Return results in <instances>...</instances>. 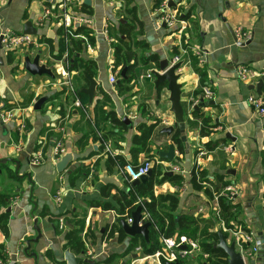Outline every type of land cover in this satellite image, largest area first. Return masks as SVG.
<instances>
[{
  "label": "crops",
  "instance_id": "1",
  "mask_svg": "<svg viewBox=\"0 0 264 264\" xmlns=\"http://www.w3.org/2000/svg\"><path fill=\"white\" fill-rule=\"evenodd\" d=\"M91 1L92 5L88 6L90 9L86 12L81 11L83 3L75 1L72 5L74 10L72 26L75 29L85 26L93 35L91 43L93 50L89 51L84 45L77 57L84 61H94L97 65V76L93 78L98 84L95 99L91 104L82 103L93 119L95 118L94 108L99 105L108 111H115L121 120L124 117L130 119L127 116L129 114L137 115L138 118L132 121L133 128H129L125 134L123 149L116 153H121L127 160H131L132 138L137 133V125L139 123L151 125L154 121L161 120L162 128L156 130L151 142L158 146L163 144L167 151L169 146H174L176 158L172 164L178 166L180 171L167 172L165 166L169 162L164 160H159L161 164L158 165L167 175L172 173L171 176L177 175L182 180L179 186H176L174 182L155 186V195L177 194L179 202L176 215H192L203 221V226L211 223L210 231L222 232L230 244L232 235L226 231L221 216L219 218L216 215V207L219 204L215 196L219 192L215 193L213 185L220 182L218 176H221L223 180L219 183L220 185L231 183L240 188L241 195L234 204L241 205L242 219L246 226L255 235L262 233L264 237V116L261 117L255 113L248 103L250 96H260L249 87L256 86L262 79L245 83L238 78L236 71L238 67L246 66L258 73H264V0H173L177 7L190 13L189 21L184 20L189 27L184 32V36L190 48H187L186 53H179L181 60L184 63L189 61V64L177 73L181 75L178 83L183 85L182 102L186 110V131L181 135L185 149L183 156L172 144L171 136L159 134L162 129L175 124L167 87L158 93L154 77L150 79L146 77L148 74L152 75L153 70H158L159 64L158 66L154 63L148 66L143 65V60L152 55H157L159 62L164 59H167L169 63L172 61L173 49H178L179 38L176 30L171 31L165 27L159 29L157 9L160 4L157 5V0ZM60 6V0H50V2L0 0V37H4V34L9 31L23 33L24 24L29 21L38 31L37 45L16 52L17 61L21 57L24 61L26 53L32 59L40 55V61L48 68H52L54 75V78L33 77L24 71L16 78L13 76L15 64L10 65L7 62L8 53L3 49V42L1 43L0 67L5 71L0 69V160L9 159L13 162H8L4 166L0 165V169L4 171L5 166H13L16 171V163L20 164L18 173H14L15 177L7 178L3 172L0 173V195L6 196V199L8 197L10 202L7 208L0 207V215L2 213L9 215L8 233L3 234L0 231V247L6 254L5 257L1 255L5 260L3 264H32L34 258L32 254L36 253V248L33 249L35 245H31L29 255L24 253V250L27 247V241L35 239L38 235L34 229L35 218L38 219V227L42 232V237L36 245L43 242V253L46 259L41 264H52L51 257L58 263H66L65 252L69 249H65V234L68 229H73V226L64 222L65 227L61 230L59 221L63 218H56V223H53L55 218L51 222L49 216H42L43 212H47L52 217L65 214L66 219L71 220L72 213H77L79 218L80 214H83L82 210L89 209L86 230L92 229L95 237L87 238L86 256L76 255L70 251L84 261L91 260L97 264L112 254L124 253L130 243L129 238L120 242L117 235L109 240L104 236L106 226L111 227L116 222L118 215L115 211L88 207V202L112 201V198L104 199L101 196L105 186L102 183L104 175L115 177L120 182L122 187H115L116 189L123 191L127 189L117 167L113 172H107L108 157L101 151L98 152L99 146L91 137L88 138L83 150L78 148V141L90 133L91 126L86 120L84 110L75 107L74 98L64 84L57 63L58 58L55 57L59 52L58 30L61 26L58 23L59 19L55 17L60 14ZM126 6L135 8V17L143 28V34H140L138 26L135 25L136 29L132 36L134 50L139 56V66L136 70V78L131 84L132 86L135 84V87L132 95L127 99L125 98L127 96L122 97L117 93L116 85L121 80V73L119 69L113 68L114 49L117 42L112 39L115 36L111 35V33L113 35L118 33L119 23H126L123 20L124 17H127V22L131 21L134 26L131 16L124 13ZM44 9H50L53 16L43 28L39 29L37 24ZM183 15L185 16V13ZM184 16L180 19L182 20ZM74 19L88 22H74ZM190 24H194L193 30ZM228 26L233 33L239 27L249 32L251 43L244 47L239 46L234 41ZM77 36L76 39L84 41L83 35ZM46 38L53 41V49ZM139 41L146 43L147 48L138 49L135 45ZM195 49H202L206 53L205 63L200 65L198 61L199 68H203L206 72V78L203 81L191 60ZM19 69H24L23 62ZM82 75L81 71L71 72L70 76L74 87L81 90L90 85V82L86 84ZM111 77H115V83H111ZM204 88H209L214 93L213 101L215 102L214 107L198 111L201 115L210 118L208 130L211 131V136L208 138L200 136L202 120L194 118L195 110L191 109L194 93L199 90L202 92ZM29 95L36 97L32 102V108L43 97L47 98V102L40 111L33 109L25 116L28 117V130L24 132L21 115L13 116L10 121L4 123L1 119L4 102L13 107L18 104V113L20 111L23 114L28 108L22 104ZM105 95L110 99L109 105L103 100ZM262 96H264V89ZM139 107L141 110L138 112ZM143 108L146 109L144 113ZM13 110L17 112L16 108ZM62 125L65 129L64 134H60L57 130ZM227 134L235 140L227 139L225 137ZM58 138H63L67 149L66 154L73 156L68 167L61 173L57 169V163L50 157L51 148ZM38 146L47 152L48 158L42 165L34 167L29 164V159ZM198 150L201 153L196 155ZM95 152L98 154L94 155ZM138 159L141 164L146 158L140 155ZM195 165L204 172V181L207 183L202 186L214 192L212 200L203 191L195 190L190 183L191 170ZM80 166H90L91 175L88 178L77 179L72 186L70 177ZM58 193L61 195L60 202L56 200ZM115 193L116 190H113L112 195ZM9 208L10 212L7 211ZM200 252L201 250L197 256ZM128 256L133 263L137 261L140 264L146 262L158 264L154 258L146 257L141 248H136ZM121 264L125 263L122 261Z\"/></svg>",
  "mask_w": 264,
  "mask_h": 264
},
{
  "label": "trees",
  "instance_id": "2",
  "mask_svg": "<svg viewBox=\"0 0 264 264\" xmlns=\"http://www.w3.org/2000/svg\"><path fill=\"white\" fill-rule=\"evenodd\" d=\"M162 1L163 0H157V5H159ZM89 9L90 8L87 5L84 4L81 5V11L86 12ZM174 10L180 14L179 16L180 18L181 16H184L183 13H185L183 20L189 21L190 13L188 11H184L183 9L177 6L174 8ZM124 13L126 15L131 16L134 26L131 24V21L127 22L128 20L127 17H124L123 20H125L126 23L124 24L119 23L118 33H116L115 35L111 33L112 36H115L114 38L112 37L111 38L117 42L114 49L113 68L114 70L119 69L120 73L123 69H127L126 75L128 77L127 79L119 80V82L116 85L117 93L119 96L122 97L127 96L125 97L127 99L129 96L132 95L133 89L130 88V86H132L131 85L132 81L136 78V70L139 66V62H138L139 56H138V52L134 50L132 36L134 35L133 33L135 32L136 29L135 25L138 26L140 34H143V28H142V24L135 17L134 7L129 8L128 6H126ZM190 27L192 30L193 28H195L194 24H190ZM91 33H92L91 30L85 26H80L73 30L74 36L83 35L88 39L90 43L93 42V35ZM65 34L66 31L64 27L60 26L58 30L59 52L55 57L60 59L66 52H68L71 61V66H70L71 72L78 73L82 71L83 72L82 76L85 79L86 84L88 85L89 79H93L97 76V65L94 61H84L79 57H77V54L80 53L81 48L85 45V41L76 39L74 36H70V37L68 36V41H66ZM46 41L50 44L51 49H53V41L47 38ZM183 42L186 44L188 43L186 42V36H183ZM135 46H137L138 49L140 48L145 49L147 48L148 45L144 42L139 41L136 42ZM173 52H174V56H179L180 52L178 51L177 48H174ZM11 54L13 53L7 54V62L10 65L15 64V68H16L18 66L19 61H17L18 59L16 57H13ZM191 60L193 62L194 69L200 75L203 81L206 78V72L203 70V68H199L198 59L195 57V55H192ZM150 63H154L156 64V66H158L159 57L157 55H152L148 57L146 60H143L144 66H148V64ZM166 87H167L166 84H162L158 89V93H160ZM81 91H82L81 89H77L75 87L76 97L79 98L85 105H87L89 102V98ZM202 93L203 92H201V90L196 91L193 96V102L197 100L200 101ZM103 100L105 102H110V99L107 95L104 96ZM94 111H95V118H94L95 125L98 131L100 132V134H98L97 131L91 127L90 133L84 135L78 141V148L80 150H83L87 144L88 138L91 137L93 142L99 146L98 152L101 151L103 153L104 151L103 141L106 142L110 141L113 150L115 152L121 151L123 149L125 134L128 132L129 127L125 123H123V121L118 117L115 111H108L100 105L96 106L94 108ZM142 111L144 113L146 109L143 108ZM193 116L194 118L202 120V125L200 127V136L202 138L210 137L211 131L208 130V128H210L209 124L211 123L210 118L201 115L198 111H194ZM161 124H162L161 120L154 121V123H152L151 125H147L146 123H139L136 127L137 133L132 138V148L130 150L131 160H127L124 156L121 155V153H117L116 159H113L112 157H108L106 160L107 172L108 173L113 172L114 168L118 167V165L124 167L127 164H132L135 168H138L140 165L138 157L140 155H150V153L152 152V145H151L152 137L158 128H162ZM171 142L176 146V149L179 152V154L183 156L185 153V149L183 146V139L179 131H176L171 135ZM39 146L36 151L40 149ZM98 152L97 153L95 152L93 154L96 155L98 154ZM199 153H201L200 150L196 152V155H198ZM145 158L158 159L162 161V159H160L157 154L155 155L152 154L150 157L147 156ZM4 171H6V169H4ZM9 174L11 177H15V174H12L11 171L9 172ZM90 175H91L90 166H80L71 175L70 184L74 186V183L77 179L81 177L88 178ZM191 176L192 178L190 180V183L192 187L197 191H203L204 194L209 199L212 200L214 192H212L207 187L202 186V184L207 183L206 181H204V177H205L204 172L195 165L191 170ZM218 178L220 179V182H218V184L216 185H213L215 193H218L226 185L231 184V183H225L220 185L219 183H221L223 177L218 176ZM181 180L182 178L177 175L168 176L166 173H164L161 170L159 165L155 164L154 167L152 168V175L149 181L147 183L139 185L137 188H133L125 181H123V183L127 191L116 189L114 186L111 185H105L101 191V196L104 199L112 198V201L88 202V207L101 208L103 211H115L118 217L116 219L115 224L111 227L112 229L111 236H108V240L114 237L115 235H117L118 240L120 242H123L129 238L130 243L124 253L120 255L112 254L111 256L106 258V260L102 262H97V264H114L117 259L120 260L119 264H121L122 260L129 254L133 253L136 248H141L142 253L146 257H153L161 249L158 242L159 241L158 233L156 232L154 226L151 227L149 242H146L142 237L130 238L125 234L123 230L121 221L127 222L129 219H132V214L138 208V204H137L138 198L143 201L145 207L147 208L149 214L152 217L153 222L158 226V228L165 237L167 238L187 237L192 241L199 243L201 250L200 254L197 256L199 257V261H200L199 264H228V257L226 253L223 250L218 249L216 247V244L219 243L220 237L218 232L210 231V228L212 227L211 223H206V225L204 226L207 229H204L203 221L199 220L198 218H195L192 215H176V210L178 208V202H179L177 194H164L159 196L155 195L154 192L155 186L162 185L165 182H170V183L174 182L176 186H179ZM113 190H116V193L114 195H112ZM263 199H264V193H263ZM8 203H10L9 198L7 197L6 199V196L0 195V207L7 208L6 206L8 205ZM219 205L221 208L220 216L222 221L225 223L226 229L229 230L243 229L244 231H247L249 233L252 232L246 226L245 221H243L242 219L243 211L239 203L231 204L225 198L221 197L219 198ZM8 216H9L8 213H2L0 215V231L3 234L8 233ZM42 216L44 217L49 216V220L51 222L55 218V221H53V223H56L57 219L63 218L65 224H69L73 226V229H68L67 233L65 234V242H66L65 249H69L71 252L75 253L76 255L86 256L87 253L86 242L88 238L87 234L91 230L90 229L86 230V225L84 221L72 222L71 220L66 219L65 214L52 217L47 212H43ZM77 217H78L77 213H72V218L74 220H76ZM55 226L56 229H58V226L56 224ZM105 234H106V230H105ZM1 255L3 257L6 256L4 249L0 247V256ZM205 255L207 257H205ZM50 261L52 262V264H66L65 262L58 263V261H56L53 257H51ZM160 262L161 264H165L163 259H161ZM190 262L184 261L183 264H192ZM81 264H88V263L83 262Z\"/></svg>",
  "mask_w": 264,
  "mask_h": 264
},
{
  "label": "built area",
  "instance_id": "3",
  "mask_svg": "<svg viewBox=\"0 0 264 264\" xmlns=\"http://www.w3.org/2000/svg\"><path fill=\"white\" fill-rule=\"evenodd\" d=\"M109 1V0H108ZM173 0H163L158 11V27L159 29L165 28L176 31V34L178 35V49L181 53H186L187 48L189 45H185L183 42V36L184 32L187 29V23L184 20H181L179 17V14H177L172 8L169 7V2ZM61 6H60V14H58L55 18L57 20L59 19L58 23L59 25L63 26L66 34L65 39L68 41V36H74L73 30L75 29L71 22L74 18L73 15V8L72 5L75 3V0H60ZM53 14L50 9H44L39 20L37 27L43 28L45 24L49 21L50 18H52ZM82 22L86 23L88 21L84 20H78L74 19V22ZM237 41L246 43L251 40V35L249 32L245 31L243 28L239 27L235 29L234 32ZM77 38L78 36H74ZM83 39L85 41L86 49L89 51L93 50L92 44L88 41V39L83 36ZM3 49L6 53H16L21 49L24 48H30L35 45H37V38L30 35H25L23 33H15V32H6L3 37ZM187 47V48H185ZM190 48V47H189ZM194 55L198 59L199 64L202 65L205 63L206 60V53L203 52L202 49L194 50ZM187 62V61H186ZM184 63L181 60L180 56H174L172 61L169 63V66H175L177 64L180 65V68L177 70V73L181 72V70L189 64V61ZM41 64L42 61H40ZM57 63L59 65V69L61 72V75L63 77L64 84L68 87V90L74 97V105L76 108L84 110L86 118L88 122L91 124V127L97 131L98 134L100 132L98 131L95 121L93 117H91L85 106L83 105L82 101L76 97L75 87L71 81V61L68 55V52H66L60 59L57 60ZM237 76L238 78L245 82V83H253L254 81L257 82L262 79L264 76V73H258L256 71H253L252 69L242 66L237 68ZM147 78H151L152 75L148 74L146 76ZM111 83H115L116 79L115 77H111L110 79ZM201 100H204V102H209L214 100V93L209 88H204L202 91ZM200 101L197 100L191 105V109L194 108L196 105H198ZM249 105L253 108L255 113H257L259 116H264V96H250L248 99ZM131 121L137 120V115L129 114L127 115ZM1 119L4 123H7L12 119L10 114H1ZM58 132L60 134H64V126L58 127ZM64 138V136H63ZM63 138H58L55 140L52 148H51V159L58 163L61 158L66 155L67 149L64 145ZM104 145V151L103 155L107 157H112L113 159H116L117 153L113 150L112 144L110 141L106 142L103 141ZM48 158L47 152L40 148L38 151L34 152L33 155H31L29 159V164L37 167L42 165L45 160ZM155 164H161V162L158 159H145L138 168H135L132 164H127L124 167H121L118 165V171L120 175L123 178V181L127 182L130 186L138 180H140L142 177L146 176L154 167ZM166 171L167 172H179L180 169L178 166L173 165L172 163L166 164ZM241 195V190L237 185L229 184L223 187L219 193L215 196L216 202L219 204V198H225L229 203L234 204L238 201L239 197ZM56 200L58 202L61 201V195L58 193L56 195ZM138 206L142 207V220L141 224L144 223H151L152 226H154L156 232L158 233L159 238V246L160 250L152 257L155 259V261L158 262V264H161V259L164 260L165 264L172 263V264H183L184 261H192L196 258L197 253L200 251V246L197 242L192 241L191 239L187 237H181V238H167L163 235V233L160 231L158 226L153 222L151 215L149 214L147 208L145 207V204L141 199L138 198L137 202ZM220 212L221 208L220 205L216 207V215L220 218ZM60 229L63 230L65 227L64 220L60 219ZM133 222L132 219H129L127 223L131 225ZM227 232L229 231L232 235V241L235 242L236 251L241 254L242 259L244 261V264H249L251 261L256 260L258 257V248L260 247V242L256 240V235L251 232L244 231L243 229H227ZM185 248V249H184ZM205 257H207L205 255Z\"/></svg>",
  "mask_w": 264,
  "mask_h": 264
},
{
  "label": "water",
  "instance_id": "4",
  "mask_svg": "<svg viewBox=\"0 0 264 264\" xmlns=\"http://www.w3.org/2000/svg\"><path fill=\"white\" fill-rule=\"evenodd\" d=\"M46 2H50V0H44ZM79 3H83L84 5L91 6L92 1L91 0H75ZM52 3H55V1H52ZM176 5L173 1L169 2V7L174 8ZM183 19V17H182ZM165 27V26H164ZM229 31L232 33V37L234 41L241 47H244L246 45H249L251 41H248L246 43H241L237 41V38L235 34L233 33V30L231 27L228 26ZM23 34L25 35H30L36 37L38 35L37 29L34 27L32 22H26L23 27ZM3 37H0V48L1 43H2ZM40 55H37L34 59H32L28 53H26L24 57V69L25 71L35 77V76H49L54 78L52 68H48L47 65L41 64L40 63ZM2 62V61H1ZM180 68V65L177 64L175 66L170 67L169 66V61L167 59L161 60L159 62V69L158 70H153L152 71V76L154 77L155 81V88L156 90L159 89V87L162 84L167 85V89L169 91V101L171 103V111L174 115L175 119V124L173 126L167 127L162 129L159 134L160 135H167L171 136L173 133L176 131H179L181 135L185 134L186 131V117H185V107L184 103L182 102V88L183 85L178 83V81L181 78L180 74H177V70ZM127 69H123L121 71V79H127L126 75ZM90 85L86 89H82V93L87 95L89 98V103L91 104L96 96V89H97V82L94 79H89ZM250 90H254L257 92L258 95L262 96L263 95V89H264V76L262 77V81L258 83L256 86L252 85L249 87ZM47 102V98L43 97L39 99L33 109L34 111H40L43 107V105ZM0 106H1V98H0ZM215 102L214 101H209V102H204V100H200L199 104L194 107L195 111H200L203 108H208V107H214ZM123 123H125L130 129L133 128V122L128 119L127 117L123 118ZM227 139L234 141L235 139L230 135L227 134L225 136ZM158 156L169 163H172L175 158H176V152L174 146H169L168 151H159ZM73 156L72 154H66L64 155L61 160L57 163V169L58 171L64 172L65 169L68 167L69 163L72 161ZM8 162H13L9 159H1L0 160V165L4 166ZM17 170L16 174L18 173L20 169V164L17 162ZM2 169H0V173H2ZM230 173V172H228ZM233 173V172H232ZM231 174V173H230ZM152 175V170L144 177H142L140 180L134 182L132 184L133 188H137L139 185L147 183ZM172 173H169L168 176H171ZM29 178V175L27 176ZM102 183L104 185H111L116 188H121L120 182L115 178V177H109L108 175H104L102 179ZM248 207V204L246 205V208ZM10 208L7 210L10 212ZM248 212V210H247ZM132 224L129 225L126 221H121V225L123 227V230L125 234L130 237V238H135V237H142L146 242L150 241V233H151V223H144L141 224L142 220V207L139 206L136 211L132 214ZM34 229L37 232V237L35 239L28 240L26 245V249L24 250V253L27 255L28 252L31 249L32 244H37L39 240L42 237L41 231L38 227V219L35 218L34 220ZM220 240L219 243L216 244V247L218 249L223 250L227 257H228V264H244V261L242 259V256L240 253L236 251L235 247V242L228 243L227 237L222 233L218 232ZM1 238V237H0ZM256 240L260 242V247L258 248V257L256 260L251 261L249 264H264V237L262 233H258L256 235ZM185 249V248H184ZM32 256L36 258V255L33 253ZM136 258V255L134 259ZM65 261L67 264H81L83 262H87L88 264H96V262L91 261V260H86L84 261L83 258L75 256L73 253L70 252V250H67L65 252ZM16 260V259H15ZM144 264H149V262H146ZM172 264V263H168Z\"/></svg>",
  "mask_w": 264,
  "mask_h": 264
},
{
  "label": "rangeland",
  "instance_id": "5",
  "mask_svg": "<svg viewBox=\"0 0 264 264\" xmlns=\"http://www.w3.org/2000/svg\"><path fill=\"white\" fill-rule=\"evenodd\" d=\"M171 8V7H170ZM173 9V8H172ZM177 12V11H176ZM178 13V12H177ZM183 20V19H182ZM187 29H188V27H187ZM187 29H186V31H187ZM177 31V30H176ZM181 53V52H180ZM13 57H16V55H15V53H13V54H11ZM15 62H16V60H15ZM23 62V58L21 57V58H19V62H18V67H16L15 69H14V74H13V76H16V78H18L19 76H21V74L25 71L24 69L23 70H20L19 68H20V65H21V63ZM0 69L2 70V71H5V69H3V68H1L0 67ZM135 87V84L133 85V86H130V88H134ZM33 94H35L34 92H32ZM36 97H34L33 95H29L28 96V98L26 97V100H25V102H24V104H22L23 106H26L27 108H28V110H26L23 114H21V112L19 111V113H18V104H16L17 106H12L11 104H8L6 101V103L4 102V107H3V109H2V112L4 113V114H10L11 115V117L13 118V116L14 117H20V115H21V117H22V122H23V128H24V132H26L27 130H28V117H25L27 114H30L31 112H32V110H33V108H32V102H33V100L35 99ZM130 99H132V98H130ZM129 99V100H130ZM108 105H109V103L108 102H106ZM14 108H16L17 109V112H14ZM129 110V109H128ZM139 110H141V107H139L138 108V112H139ZM151 145H152V152L150 153V155H143V156H145V157H150L152 154H157L160 150H164V151H167V150H165L164 148H165V146H163V144H162V146H158V145H156L155 143H153V142H151ZM6 168V171H4L3 173H4V175L7 177V178H12L11 176H10V174H9V172L11 171L12 172V174H14L16 171H15V168L12 166V167H9V166H5ZM9 170V171H8ZM83 211V214H80V217L79 218H77L76 220H73V219H71V221L72 222H74V221H80V222H82V221H84L85 222V225H87V220H88V215H89V209H87V208H85L84 210H82ZM39 222V221H38ZM79 225H81V224H79ZM38 226H39V223H38ZM112 227V226H111ZM111 227H110V225H108V226H106V234H105V236L108 238V236H111V231H112V229H111ZM40 228V227H39ZM204 229H207L206 227H204ZM40 231H41V229H40ZM41 234H42V232H41ZM88 236H91V237H95L94 235V232L92 231V229H91V231L90 232H88V234H87ZM199 244V243H198ZM35 246L33 247V249H35L36 248V253L34 252V254L36 255V258H33V262H32V264H41L42 262H43V260L45 259V255H44V253H43V250H44V246H43V242H41L39 245H36V244H34ZM129 256H126L122 261H123V263H125V264H140V262H137V261H134V263L133 262H131V260L128 258ZM46 260V259H45ZM120 260L119 259H117L116 260V262L114 263V264H119L120 262H119ZM5 263V260L3 259V257H1L0 256V264L1 263ZM102 262V261H101ZM199 257H197L195 260H193L192 262H190V263H192V264H199ZM2 263V264H3Z\"/></svg>",
  "mask_w": 264,
  "mask_h": 264
}]
</instances>
